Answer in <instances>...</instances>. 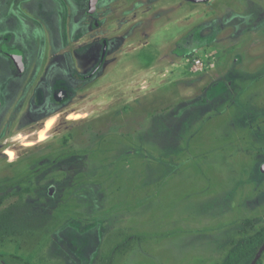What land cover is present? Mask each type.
<instances>
[{
    "label": "rangeland",
    "instance_id": "374dc122",
    "mask_svg": "<svg viewBox=\"0 0 264 264\" xmlns=\"http://www.w3.org/2000/svg\"><path fill=\"white\" fill-rule=\"evenodd\" d=\"M39 1L0 11L27 64L0 113V212L26 203L41 220L0 242V264H223L264 237V0H103L100 28L73 37Z\"/></svg>",
    "mask_w": 264,
    "mask_h": 264
},
{
    "label": "flooded vegetation",
    "instance_id": "af4514ba",
    "mask_svg": "<svg viewBox=\"0 0 264 264\" xmlns=\"http://www.w3.org/2000/svg\"><path fill=\"white\" fill-rule=\"evenodd\" d=\"M36 2L38 5H33L32 9L33 12L34 11H39V6L41 5L39 2V0H19V4L16 5H12L9 7V10H11L12 12H21L22 13V17H24L23 13H28V2ZM52 1V2H51ZM87 0H47V2H51V3H59L60 7H61V14L59 15V26L60 28H62V37L63 34L66 37H69L71 35V37H73L74 35V31L73 29H75V27L77 29H79V27L83 26L84 23H86V25L88 26V28H92L93 25L96 28H100V24L98 23V18L96 17L98 14V5L103 1V0H88L87 4L86 3ZM4 2H6V0H0V11L1 10H6V7L4 5ZM74 3H78L79 7H85L88 5V10H86V15L85 16H81L78 14L79 10H73L72 11V7ZM58 6V5H57ZM41 7V6H40ZM56 8V6H55ZM57 9V8H56ZM58 10V9H57ZM59 11V10H58ZM71 12L73 14H71ZM83 18L86 19V22H83ZM36 24H41L43 21L42 20H37L35 21ZM72 27V29L70 28ZM14 28V26H13ZM10 29V30H9ZM12 26H4V25H0V39L1 37H3V35L9 31L7 34H5L6 36H4V42L0 41V66H1V70H0V78H7L9 76V78H13L15 82H17V87L15 89H13V91L11 92V94L9 95V97L4 100V97H2V95L0 96V113L3 112L5 110L6 107V102H10V104L12 105L13 102L11 100V98L14 97V93L18 95L19 90L22 88V85L24 84L25 80H26V70H27V64L25 61V54H24V49L23 48H18V49H14V47L11 46L13 40H14V33H12L13 30ZM81 30L77 33V36L75 37L76 41H79L81 39H83L86 36L85 31L83 30V33H80ZM65 37V38H66ZM64 39V38H63ZM65 40V39H64ZM103 53L101 56V62L100 64L96 67L95 64L92 65V69L91 72L89 74H77L74 70V67H72V74L78 79V80H87L89 78H91L92 76H94L96 74V72L102 68L104 61L106 60V56L108 53V41L104 40L103 41ZM96 54V53H95ZM3 57V58H2ZM8 74V75H7ZM66 80H62L61 82H63ZM83 81L80 82V84L78 86H81ZM19 87V89H18ZM74 86L71 85V83H69V81H67L66 83V89L60 88L59 90H53L55 91V99L57 101L62 102L64 99L69 97V93L74 92V90H72L71 88H73ZM46 93H44V98L42 100V105H38L40 107H36L35 113H37L38 111H41V109L44 108L45 104H46V98H47V91H45ZM35 101L37 100V96H34ZM38 102V101H37ZM5 107V108H4ZM26 116H24L23 119H25ZM48 122V120H47ZM38 124V123H37ZM47 125L46 121H42L39 122V125ZM24 125V124H23ZM35 135V134H34Z\"/></svg>",
    "mask_w": 264,
    "mask_h": 264
},
{
    "label": "trees",
    "instance_id": "16d2710c",
    "mask_svg": "<svg viewBox=\"0 0 264 264\" xmlns=\"http://www.w3.org/2000/svg\"><path fill=\"white\" fill-rule=\"evenodd\" d=\"M245 223L249 224V221L245 220ZM40 224L41 220L30 204H13L0 212V242L11 237L31 233L35 231ZM136 240H138V238L130 237L127 239V243L130 245ZM263 243L264 237L256 236L248 239L246 244H243L240 250L235 251L223 264H251ZM112 258V255H104L99 264H111ZM25 264L30 263L25 262ZM257 264H262V259H260Z\"/></svg>",
    "mask_w": 264,
    "mask_h": 264
},
{
    "label": "bare ground",
    "instance_id": "6f19581e",
    "mask_svg": "<svg viewBox=\"0 0 264 264\" xmlns=\"http://www.w3.org/2000/svg\"><path fill=\"white\" fill-rule=\"evenodd\" d=\"M72 118L78 119L77 117H72ZM53 126H54V118H51L47 122L46 129L41 132V137H40V140H39L40 143L45 141V139H46V132L52 130ZM8 153H10L12 155V158L15 157L14 151L8 150ZM14 160H15V158H13V161Z\"/></svg>",
    "mask_w": 264,
    "mask_h": 264
},
{
    "label": "water",
    "instance_id": "95a60500",
    "mask_svg": "<svg viewBox=\"0 0 264 264\" xmlns=\"http://www.w3.org/2000/svg\"><path fill=\"white\" fill-rule=\"evenodd\" d=\"M208 0H204V2H207ZM264 254V243L262 245V247L260 248V250L258 251L254 261L251 264H257V262L262 259V255Z\"/></svg>",
    "mask_w": 264,
    "mask_h": 264
},
{
    "label": "built area",
    "instance_id": "2783aa9c",
    "mask_svg": "<svg viewBox=\"0 0 264 264\" xmlns=\"http://www.w3.org/2000/svg\"><path fill=\"white\" fill-rule=\"evenodd\" d=\"M199 63H200V61L197 62V64H199Z\"/></svg>",
    "mask_w": 264,
    "mask_h": 264
}]
</instances>
